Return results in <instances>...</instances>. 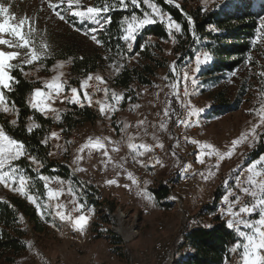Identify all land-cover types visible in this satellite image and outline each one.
I'll return each instance as SVG.
<instances>
[{
	"label": "trees",
	"instance_id": "obj_1",
	"mask_svg": "<svg viewBox=\"0 0 264 264\" xmlns=\"http://www.w3.org/2000/svg\"><path fill=\"white\" fill-rule=\"evenodd\" d=\"M84 1L90 2L91 6L95 7H103L106 3L115 5L106 14L111 18V22L104 23L101 29L88 21L77 23L73 21L76 19H70V23L75 25L74 29L78 28L80 31L59 33L54 37L51 55L43 62L44 68H50L58 60H69L71 61L70 74L85 77L91 72L103 76L105 72L113 71L114 76L107 83L109 88L120 93L124 97L122 100L124 103H127L130 97L132 100L136 99L137 91L151 85L158 70L166 72L169 69V61L161 57L163 43L168 39L167 18L164 23L157 21L138 31L132 51L129 52L126 42L121 37L125 34L123 30L127 28V23L133 14L143 17L146 11L143 0H141L139 9L132 6L130 0H126L127 9L119 7V0ZM154 2L163 14L170 16L173 21L181 25V32L174 34L177 46L172 54L182 55L187 46L192 43L190 49L202 47L205 50L204 56L207 55V62H204L203 57L199 67H196L198 88H200L201 95L209 102L208 109L199 115L204 114V119H207L212 115L223 116L237 111L245 101L248 92L256 89L257 85L262 86L264 81V77L257 75L264 71V41L253 44V40L264 32V29L260 27L261 20L264 19V0H223L220 6L211 11L205 10L203 5L190 6L188 9L183 2L182 5L179 3L180 7L177 8L178 0H172L171 3L168 0H154ZM186 17L192 20L191 24L188 23ZM190 25L195 33L194 40L190 35ZM209 25L213 27L212 32L207 30ZM92 28H96L97 31L92 33ZM84 32H89V36L95 34L102 44L97 45L93 41L94 45H90ZM81 34L83 37H80ZM135 55L140 57L142 63L133 67L128 66V57L133 58ZM249 57H251L250 64L247 63ZM202 63L205 64L202 65ZM12 75L19 83L14 84L13 91H6L5 94L8 97V106L11 108L12 103L15 104V109H12L16 113L15 123L0 112V128L7 135L23 142L28 155L42 162L43 167L39 171L32 169L28 164L27 156L14 162L23 169L27 177L32 179L29 191L38 197L37 202L42 208L46 190L44 181L38 178V173L51 178H69L66 168L48 160L42 141L54 129L68 136L84 124L97 121L99 114L91 106L66 104L60 108L63 112L59 115V121L55 120L52 114L46 118L40 112L31 109L27 102V98L39 85L27 79L18 69H14ZM199 78H201L200 81ZM263 101L264 95L258 104L259 107ZM254 113L255 111L252 114ZM33 123L40 127L34 128L29 134L27 129ZM175 182L176 180L173 179L172 183ZM165 188L158 184L147 189L154 205L162 210L173 207L166 200L168 190ZM218 188L213 194L214 203L222 195L221 187ZM90 204L93 205L94 212L101 204H107L111 209L116 207L115 201L108 197H105L101 203L92 202ZM203 207L205 208L199 214L210 213L213 204ZM95 218L97 221L103 220V224L107 222L106 218L99 213H96ZM97 221L94 222L91 232L94 236L98 235V238L102 233L98 234L95 228L98 225ZM25 224L29 226L34 235L38 236L46 235L48 226L53 225L46 210L43 215L38 214L37 206L30 204L23 197L10 195L0 201V264L14 262L24 250L23 239L27 232ZM108 237L110 247L113 246L112 252L121 253L120 247H114L120 244L119 239L111 235ZM236 242L235 232L222 223L210 229H195L186 236L185 244L174 253L172 264H227L232 257L231 249Z\"/></svg>",
	"mask_w": 264,
	"mask_h": 264
},
{
	"label": "rangeland",
	"instance_id": "obj_2",
	"mask_svg": "<svg viewBox=\"0 0 264 264\" xmlns=\"http://www.w3.org/2000/svg\"><path fill=\"white\" fill-rule=\"evenodd\" d=\"M178 1L179 2L176 4V6L179 5L180 7V4L183 2L185 7L189 9L190 6L200 7L204 5L205 0H194V1L178 0ZM51 2L56 3L57 0H51ZM222 2L223 0H220L218 6H220ZM0 4L10 7V13L13 14L15 17H17V22L20 18H24L25 16H27L29 19L34 21L33 43L35 44L37 48H40L41 45L46 44L48 46L50 55H51L50 51L52 48L54 37H56L59 33L74 32L75 29L74 27H72V24L70 23V19H76L73 21H76L77 23L79 21L77 18H74L71 16H69V23H65L59 20L52 13V11L47 7V0H0ZM80 5L82 8H87L88 6H91L90 2H87L84 0H80ZM65 6H66V0H65ZM146 11L150 12L151 10L146 9ZM157 21H160V19L157 18L156 22ZM166 29L168 33H170L167 28V23H166ZM27 30L28 29L26 26L25 31ZM171 33L175 35L178 34L175 32V30H172ZM80 37H83V35L81 34ZM151 40L154 41V39H151ZM87 42L90 45H94V42L92 39H90L89 35L87 36ZM128 43H131L133 47L134 42H127L126 43L127 46H128ZM195 46H200V45H195ZM0 50L9 51L10 49L0 46ZM20 51L24 52L26 50H20ZM157 55L159 54L157 53ZM68 61L69 60H66V61L58 60L50 68H44L43 66L44 60L41 62H35L32 65H24L22 73L23 75H25L24 73H27V75H25L26 78L39 85L35 90L40 89V90L47 92L48 89L45 88L44 85L48 82H51L52 79L55 76H57L59 73H63V75L61 76V80H62V77L66 74L65 68L68 64ZM168 61L170 64L171 60H168ZM19 62L20 61L17 60V61H13L12 63H19ZM141 63H142V60L140 59L138 55H135L133 58L129 59V61L127 62L128 66L130 67L140 65ZM56 64H61L62 67L59 69H56L55 68ZM203 64L205 63H202V65ZM169 69H170V65H169ZM169 69L166 72L158 70L155 74V77L152 80L151 85H149L148 87L139 89L137 91V98L132 100L130 97L126 101L127 103H124L122 100L113 102L112 101L113 92L117 95H120V93L115 92L114 90H111L108 84L104 82L103 83L104 89L105 88L108 89L107 97H105V94H104L101 97V99L98 101H95L91 105V107H94L97 110V113L100 115V111H99L100 106L107 100L109 103L113 104V106L117 109L115 112H111L113 120L115 121L114 128L116 131V135L119 137L118 143L116 147H114L116 150L113 151V149L106 148L109 153L108 157L103 156V152H102V158L100 160L90 161L88 160V156H87L89 152L88 149H85L82 153L80 152L81 147L77 149L79 153L78 155L83 157L79 165L80 168L83 169V171H87V170H90L96 167H103L109 171H118L120 173L124 172V167L122 168L116 167V165L118 164L123 165V159L126 154H131L135 158L136 162L137 160L143 161L142 164L138 162L137 163L147 169L148 176L146 178L144 189L143 191L138 193V195H136L137 197L136 200L130 199L129 194L133 191V189H131L130 191L131 187H125L119 184H113L112 191L109 194H107L108 196H105V197H108L109 199L112 198L113 201H115L116 206H117L115 208H121L123 211L129 214L130 218L128 220L129 222H126L127 225L130 226L134 222L135 218L139 220V226H140L139 235L136 238H134L132 242L130 241V243H128L125 246L122 243L120 236H117V235L115 236L111 234L109 232L110 230L109 227L107 228L108 226L107 222H109L108 218L104 214H102L100 211L102 205H106L107 207H109L107 204H101L100 207L97 209V211L94 212V213H99L105 216L107 222L106 224H103V220L97 221V218H95V220L98 222V225L95 228L98 231V234L99 232L102 234L98 238H97L98 235L94 236L93 234L90 242L86 241V238H85V233L87 232L86 227L84 228L83 234H81L80 231L74 230L72 223H55L52 221L49 215L53 225L51 224L50 226H48V231H47L48 233L46 235H41V236L34 235L31 232L29 226L27 224L24 225L27 231L26 236L23 239L24 240L23 242L24 250L22 251L20 256H18L14 260V262L5 263V264H18V263L20 264L19 260L24 257H27L28 253L30 254L32 252L36 253L37 261L34 262L32 260L31 261L27 260L25 263H21V264H59L61 261H64L66 264H74L75 261H77L78 259L82 262V264L83 263L86 264L87 261H93L95 264H157L158 263L157 255H156L157 253L155 249H153L154 242L158 239H161V240L164 239L163 241L168 242L170 245H172L173 242L176 243L178 236L181 233L180 230L182 229L180 225L179 212L177 211L174 205L172 208L167 207L163 210L158 209L154 205L152 198L150 199L149 193L147 192L148 191L147 189L153 188L155 187V185L159 184L160 186H163L161 183H163L164 181L171 180L172 182L173 178L174 179L176 178L174 175V169L172 171V164L168 166L164 164V166L156 170L152 169L151 167L147 168L149 152H145L142 155H137L142 150L137 149L135 151H131L128 148V143H130L129 140L121 137V132L125 128L124 126L126 125L127 118L135 115L137 106L140 104L149 106L151 98L152 96L155 95L157 90L169 84L170 82ZM198 73H199V70H198ZM99 76H102V75H99ZM165 77H169V79L166 80ZM101 78L103 79V76ZM200 79L201 78H199V81ZM83 80H86L84 75L81 76V75L69 73L65 88L68 87L71 89V86L73 87L74 85H78ZM197 83H198V79H197ZM263 95H264V81H263L262 86L257 85L256 89L248 92L247 96L244 99L245 101L242 103V105L237 111L223 115V116L212 115L211 117L207 119H204L205 117L204 114L199 115L198 118L196 117L194 126L196 127L201 137V141L199 143L200 144L207 143V144L213 145L215 141L221 140L222 138L230 134L235 135V139H238L242 133L249 132L247 129L248 123L252 115L256 114V113L252 114L254 110L259 109L262 106L260 105L259 107L258 104L260 103V100L263 97ZM30 97L32 98V95ZM198 97L200 99L208 101L207 98L201 95L200 88L198 92ZM31 102L32 100L28 103L31 104ZM65 105L66 104H64L63 106ZM124 105H129L128 107H129V112L131 111L130 113H128V111L121 112L123 111L122 108L124 107ZM60 108L59 107L57 108V113L59 115L63 112V110ZM0 112L5 117H8L11 121L15 120V117H14L15 112L12 110V108H10L9 112H6V113L2 111ZM51 114L53 118L56 115L55 113H50L49 115L51 116ZM99 118L100 116H98L97 121L91 122V124L93 123L92 125L94 126V130H96L97 132L101 131V123H100ZM30 126L31 125H29V127ZM260 131L261 130H257L258 137L255 141H253L251 138V141L242 142L248 146V150L245 152V155H244L248 159V164H251L252 162L256 161L260 156H264V130L262 132ZM194 150L189 151V149H185L182 152V155L186 157L184 158V160L186 159H188L187 161L190 160L189 164H192L191 156L192 157L196 156L197 158L199 154L198 145H196ZM109 158H110V162H108ZM74 165L75 164H73V166ZM173 168H177V167L175 166ZM225 175H226V172L223 169H221L217 174L211 175L212 178L208 180V188L210 192L213 190H216L218 187L221 186V183L223 182L222 180ZM71 186L74 189L73 196H75V199L78 201L79 204L83 205L82 209H85V213L83 214L87 217V213L93 212L94 210L93 205L90 204L92 202H90V200L85 195L80 193L75 187V185L71 184ZM14 187L16 186L13 185L11 188H6L2 184H0V201L10 195L19 196V197H23L27 199L26 197L20 195L18 192L13 191L12 188ZM221 190L220 192L222 195L220 196H224L227 194V192L223 190L222 188ZM211 196L212 197L214 196L213 193ZM46 197L47 196H45V198ZM166 200H167V195H166ZM30 204H33V203H30ZM44 204H45V200H44ZM184 207H186V209H188L193 214L194 223H196V225L198 224V221L204 218L203 215L206 214V212L203 214H199L201 213L200 211L203 210L205 207L197 205L193 201H184ZM143 209H146L147 211H149L150 215L147 217H142L141 213ZM46 211L48 212V210ZM206 217L210 218V214L207 213ZM158 225H162L163 227V231H161V233L160 231H158V228H157ZM197 226H195L192 232L195 229L201 228L199 227V225ZM144 228L145 230L144 232H142L141 229H144ZM109 234L112 237H116L118 239L120 238L119 241L121 245L119 244L114 247H120L121 253L112 252L111 248H113V246L110 247L109 241L107 239L109 238L108 236H110ZM188 234L184 236V242L178 245L179 247L185 244V238ZM235 234L237 236L236 232ZM137 241L138 243L143 245V247H146L145 248L146 251H143V253L139 254L138 256L134 253V250H133V244H135ZM175 245L176 244L171 246L172 251L171 253H169V256L167 257L169 264L173 263L174 253L179 248L177 245L176 246ZM110 257H112V259ZM232 257H237L239 260V253L232 252ZM158 264H162V263H158ZM239 264H240V260H239Z\"/></svg>",
	"mask_w": 264,
	"mask_h": 264
},
{
	"label": "snow or ice",
	"instance_id": "obj_3",
	"mask_svg": "<svg viewBox=\"0 0 264 264\" xmlns=\"http://www.w3.org/2000/svg\"><path fill=\"white\" fill-rule=\"evenodd\" d=\"M169 3L172 0H168ZM132 6L137 9L141 6V0H130ZM143 5L146 6V9H150L151 11H145L143 13V17H138L133 14L130 18V21L127 23V28L124 29V35H122L121 39L127 42H134L136 39V34L138 31L142 30L149 24L155 23L156 19L159 18L162 23L165 22L164 14L158 5L154 2V0H143ZM47 7L52 11V13L61 21L65 23H69V16L77 18L81 23L84 21H88L91 24L99 26L101 29L103 28L104 23H110L111 18L106 14L111 10L115 5H108L107 3L103 7H95L88 6L87 8H82L80 5V0H57L56 3L51 2V0H47ZM119 7L121 9H127L128 3L126 0H119ZM179 7V5H177ZM128 19L127 17L125 18ZM103 21V23H102ZM192 21L189 19V24ZM33 25L34 21L29 19L27 16L24 18H20L17 22V17L10 13V7L4 6L0 4V46L6 47L10 49L9 51L0 50V111L9 112L10 108L8 106V97L6 96V91H13L14 84H18L19 81L12 75V71L14 69H19L23 72L24 65H32L35 62H41L47 59L50 56L48 46L41 45L40 48H37L33 43ZM27 26V31L25 28ZM75 28V25H72ZM261 29H264V19L261 20ZM167 28L171 33L172 30H175L176 33L181 32V25L172 20L170 16L167 17ZM80 31V29H75ZM97 31L96 28H92L91 32L95 33ZM84 35L88 36L89 32H84ZM90 39H92L97 45H101L102 42L99 41L95 34L90 35ZM259 41H264V32L261 33L257 39L253 40V44H257ZM42 49V50H41ZM20 50H26L21 52ZM143 50V49H141ZM128 51H132V44L128 43ZM131 59V57H128ZM19 60V63H12L13 61ZM251 57H249V61L247 63L250 64ZM204 62H207V55L204 56ZM197 68L201 64V59L199 57L196 58ZM61 64H56L55 68H61ZM123 67V65H121ZM170 72L173 76H175L177 83L172 84L173 93L176 95L177 102L180 104H185V101L179 96L178 93V84L181 82L180 74L177 70V66L174 63L170 67ZM27 75V73H24ZM63 73H59L55 76L51 82H48L44 85L45 88L48 89L47 92L37 89L34 90L32 95V102L30 104V108L34 109L37 112H40L46 118L49 112L55 113L54 119L59 121L60 116L57 113L55 108H52L49 103L46 101L53 98V96H60L65 89L66 81L61 80V76ZM257 75L264 77V71L258 73ZM93 79L91 74L88 76L86 80H83L80 83V89L85 90L89 85L88 81ZM165 79H169V77H165ZM184 81L189 79L187 72L184 73L183 77ZM193 79V83L195 82V78ZM97 82L103 83L102 78L97 75L95 77ZM96 91H100L99 88ZM105 97L108 95V89L104 90ZM70 97H65L67 102L70 104H77L83 107V101H88L89 105H91V95L87 91H84L83 99H81L80 93L77 88L72 87L70 89ZM184 96H188L187 88L184 90ZM124 97L121 95H117L113 92L112 101L117 102L123 100ZM190 107V106H189ZM12 109H15L14 102L11 105ZM117 109L113 106V104L109 103L107 100L101 104L100 113L103 115L105 112H115ZM174 110H170L166 108L164 111V116L171 117ZM255 113L259 116L261 124H264V106L259 109L254 110ZM200 112L191 109L188 112L189 116L195 115L197 118ZM31 119V118H30ZM198 122V120H197ZM12 123H15L13 121ZM145 122L140 121V124L143 125ZM179 123L186 124V121H179ZM260 125H253L251 130L246 133H242L238 139L232 141V146L225 152H220L216 148H214L211 144H199L198 147L200 149V154L197 156V162L203 164L204 163V155L211 157L212 155L216 156L217 163L215 165L216 168H219L220 162L226 158H231L236 147L240 145L245 140H248L249 137L255 141L258 137L257 128ZM40 125L33 123L28 129V133L31 134L34 128H38ZM125 128L128 126L125 125ZM161 128H164L165 125L163 122L160 124ZM59 139L57 133H51L50 137H46L42 144L47 145L48 139ZM132 137H129L131 140ZM115 143L111 141L109 138L102 139H89L87 143L81 146L80 152H83L85 149L89 150V155H91L92 151L101 150L103 152V156L108 157L109 153L106 149V143ZM191 143L196 144L195 140L191 141ZM155 147L163 148V145L159 142L155 144ZM128 148L131 151H135L137 149L142 150L137 155H142L145 152H150L152 150V146L148 144H134L128 143ZM116 149L113 148V151ZM207 150V151H205ZM27 156L28 159L36 164L38 167H42V162L38 161L36 157L28 155L26 152V146L23 142L17 141L11 136L7 135L5 131L0 128V184H2L6 188H11L13 185L16 187L12 188L13 191L18 192L20 195L27 198L30 203H33L38 208V214L43 215L44 210H47L52 205L45 203L42 208L41 205L37 202L38 197L34 194H31L29 191L30 188V177H27L24 174L23 169H21L18 165H15V161H19L21 158ZM83 159L82 156L77 155L73 160V164L76 165L74 171H83L80 168V161ZM110 162V158L109 161ZM138 163H143V161L137 160ZM160 161L157 160L156 164H159ZM155 165H148L147 167H154ZM116 167H123L122 164L116 165ZM247 181L244 187H240V182L237 181L236 187L239 188L240 192L244 195L251 197V203L243 202L240 195H236L235 192H228L223 197V202L228 205L226 214L230 217L227 221V226L230 229H235L237 233V242L231 249L233 253H239L240 264H264V156H260L256 161L251 163V165L247 168ZM119 175V173H117ZM203 175V174H202ZM209 175H211V170H209ZM38 178L41 181H44V187L46 190V196L49 201L58 200L60 195L63 194L64 189L60 190H51L48 188V182L53 178L49 176H45L41 173H38ZM127 178L132 181L133 184H136L135 178L129 172L127 174ZM260 178V179H258ZM59 183L63 184L64 181L60 178H56ZM207 179V177H205ZM71 181H68L69 187L68 192L74 195V189L71 186ZM108 184H117L116 180L106 181ZM119 186V185H117ZM125 187H129L125 185ZM234 196V199L230 200L229 198ZM73 211H80L83 208L82 204H79L75 199L72 200ZM237 205H239L237 210ZM56 211V215L59 217L61 221L68 220L72 223L74 230H78L83 234L84 228L88 223V218L80 214L78 217L73 218L70 213L66 214L62 209H64L65 205L57 203L54 205ZM258 214V215H257Z\"/></svg>",
	"mask_w": 264,
	"mask_h": 264
},
{
	"label": "bare ground",
	"instance_id": "obj_4",
	"mask_svg": "<svg viewBox=\"0 0 264 264\" xmlns=\"http://www.w3.org/2000/svg\"><path fill=\"white\" fill-rule=\"evenodd\" d=\"M219 1L220 0H205L204 5H203L204 9L209 10V11L216 9L219 4ZM164 17H167L166 14H164ZM189 19L190 18L187 17L188 23H189ZM207 30L212 32L213 27L209 25L207 26ZM189 31H190L192 40H194L195 33L193 37V29L191 25H190ZM191 45L192 43L188 45V50H191V52H188V56L186 58V68H190V70H194V71L192 73H188L189 79L187 81H184L183 79L184 73L186 72L185 69L183 67H177V70L181 78V82L178 84V93H179V96L185 101V104L182 105L178 103L176 99V95L173 93L174 110L176 111V113H181V115H183V117L186 118V122H187L186 130H184V123H179V121L183 120V117H174L172 121V126H171V117L169 118V117L164 116V111L166 109V106H165L166 93L168 91V86H169L168 84L164 87H161L159 90H157L155 95L152 96L149 106H146L143 104H140L137 106L136 111L134 110L135 115L127 118L126 125L128 127L122 130L121 137L127 140H129V137H132V139L129 141L131 143L136 144V142H138L139 140L138 131H141L144 128V124L141 125L140 121L142 119H147L149 123L148 133H156V131H158V129L160 128L161 122H163L165 125V127L162 128L161 134H160V143L163 145V148H160V153L171 154L172 143H174V149L181 150L182 152L185 149H189V151L194 150L196 145L191 143L189 139H183V137H190L192 141L195 140L196 142L201 141L200 134L198 133L196 127L194 126L195 121H196V116L195 115L189 116L188 112L191 109H195L201 113L203 111H206L209 107L208 101H205L198 97L199 88H198V83H197V78H196V67H197L196 58L199 57L202 60L205 54V50L202 47H192L190 49ZM163 46L164 48L161 53V57L163 59L171 60L169 64L170 67L174 63L175 64L179 63L181 55L173 56L171 52V50L173 51V49L177 46V42H176L174 34L168 33V39L166 40V42L164 41ZM69 70H70V62L68 61V64L65 68L66 74L62 77L63 81L67 82ZM90 74L93 77V79L91 80H95V77L97 76V74L91 73V72L85 76V79H87ZM113 76H114V72L112 71L105 72L102 80L105 83H108L112 80ZM192 78H195L194 83H193ZM175 83H177L176 78H175V82L172 84H175ZM73 87L80 88V84L75 85ZM185 88H187V91H188L187 97L184 96ZM103 90H104V86L101 88V97L104 95ZM172 92H173V89H172ZM88 93L89 95H91V99H96L97 97L96 90H88ZM70 95H71L70 88L66 87L64 89L63 96H70ZM31 100H32L31 97L27 98V102H30ZM94 102L95 101H92L91 105ZM262 103L261 105L264 106V101ZM64 104H67V103H57V108L62 107ZM128 106L129 105H124V107L122 108L123 111L121 112L128 111V113H130L131 111L129 112ZM49 114L50 113H48V116H50ZM99 116H100L99 119L101 123V131L99 132L94 130V126L92 125L93 123L84 124L83 126L73 130L68 136H64L60 130L55 129L54 130L55 133H57L59 136V139H58L59 144L57 148L45 146L46 155H47L48 160L53 161L55 162V164L60 165V166L70 165V163L72 162V156L76 155L77 149L83 145V142H78V139H77L81 137H90L93 139L100 138L102 140H104L105 138H109L111 141H114L116 139V142L118 143L119 137L116 135V131L114 128L115 121L113 120L112 113L105 112V114L103 115L100 113ZM258 119H259V116L257 114L252 115L248 123V127H247L248 131H250V128H252L254 120H258ZM233 138L235 140V135L230 134L222 138L221 140L215 141L212 146L216 148L218 151H224L226 150L225 142H228L230 139H233ZM142 143L148 144L150 146V141L138 142L137 145L142 144ZM247 150H248V146L245 143H241L240 146L236 147L231 158H226V165L221 168L225 170L226 172V175L224 176L222 180L223 184L221 183V188L225 190L227 194L230 191L235 192V182H237L238 180H241V177L247 174L246 170L251 165V164H248V159L244 157L245 152ZM198 152L200 154V149L198 150ZM129 156L130 158H132V163H135L138 165V170L140 172V175L142 176V179L140 180V189L143 190L145 186L146 178L148 176V171L145 167L139 165L131 154H129ZM242 158L243 160L239 162V160H241ZM187 160L188 159L184 160L183 162V172H176L174 174L176 177L175 179H177L176 183L171 182L172 185H170V187H167V183L169 181H164L163 183H161L168 190V193H167L168 202L174 205L177 211L179 212L181 228L183 225V210L185 211V214H186L187 224H190V226H192L191 228H183L180 230L181 233L179 234L178 239L176 241V243H178L176 244L177 246L184 242V236L188 233H191L192 230L195 228V226L199 225V227H201L202 229H210L214 225L222 223V219L218 218V216H215L214 213L216 212V207H222L223 197L225 195L221 196L214 203V199H213L214 196L213 197L211 196L212 193H206L209 191L208 181L207 183H205V181L203 180L191 181L194 176H198L199 166H201L202 164L197 162L196 156L195 157L191 156L192 164H189L190 160L189 161ZM156 161H157V152L151 150L148 155L147 165H155L154 167H151L152 169L156 170V169H160L162 166H164V164H166L167 166L172 164L171 157L162 158L161 160H159L160 163L157 165H156ZM28 164L32 167V169L36 171H39L43 167V166L38 167L36 164H33L29 159H28ZM221 169H218L216 171V174ZM68 174H69V178L67 179L60 178L61 180L64 181V183L61 184V188L64 189L63 195H72V193L68 192V187H69L68 181H71L72 182L71 184L75 185L77 190L83 194V182L81 181L86 180V173L68 172ZM53 179H56V178H53ZM117 184H119V181H117ZM112 187H113V184L111 185L109 184V188L106 187V185H90V188H84V195L90 200V202L101 203L103 198L105 196H108L107 194H109L112 191L110 190L112 189ZM49 189L53 190V187L49 186ZM182 195H183V199H182ZM97 196H99V198H97ZM73 199H74V196H73ZM232 199L234 198H231V200ZM178 201H180V206H179ZM184 201H193L195 204L200 205L202 207L208 204H213V208L211 209V212L209 213L210 218L206 217L207 214L203 215L204 218L198 221V224L196 225V223H194L193 214L188 209H186V207H184ZM244 202H251V197L244 195ZM45 203L52 205V207H49L47 210L53 222L71 223L68 220L61 221L59 217L55 214L56 211H58V209H55L54 205L59 203V199L54 200V201H49L46 197ZM73 207L75 206L73 205ZM236 207L238 210L239 205H237ZM63 211L67 214L66 210H63ZM82 211L85 212V209H82ZM100 211L102 214H104L108 218L109 222H107L108 223L107 228L109 227L110 229V230L108 229L109 232L115 236L116 235L120 236L121 241L125 246L128 243H130V241L132 242V240L139 235V229H140L139 220L135 218L134 222L133 223L131 222L132 224L130 226L127 225L126 222H129L128 220L130 218L129 214L123 211L121 208H115L112 210L110 209V207H107L106 205H102ZM95 215L96 213H94V210L93 212L87 213L88 223L85 226L87 230V232L85 233V238H86V241H89V242L92 239L91 231H92L93 224L95 221ZM149 215H150L149 211H147L146 209L142 210V213H141L142 217H147ZM222 224H224L228 228L227 223H222ZM157 228H158V231H160V233L161 231H163L162 225H158ZM228 229L231 231H234L230 228ZM163 240L158 239L154 242L153 249H155L157 253L156 255H157L158 263H162L163 257L165 255H167L168 257L169 253H171L172 251V247L170 246V244ZM167 246H170V248ZM110 258L112 259V257ZM235 258H236V262H239L237 257H231L227 264H235ZM27 260L28 261L32 260L36 262L37 261L36 253L35 252H32L30 254L28 253V256L20 259L19 262L21 264V263H25ZM87 262L89 264H95L93 261H87ZM59 264H66V263L64 261H61ZM74 264H82V262L78 259L77 261H75Z\"/></svg>",
	"mask_w": 264,
	"mask_h": 264
},
{
	"label": "built area",
	"instance_id": "obj_5",
	"mask_svg": "<svg viewBox=\"0 0 264 264\" xmlns=\"http://www.w3.org/2000/svg\"><path fill=\"white\" fill-rule=\"evenodd\" d=\"M182 15H183V13H182ZM165 18H167V17H165ZM186 20H187V17H186ZM193 37H194V31H193ZM188 52H191V50H188V46H187V48L185 49V51L182 53V55L180 57V62L176 64L177 67H183L185 69V71L187 72V74L192 73L194 71V70H190V68H186V58L188 56ZM174 82H175V76H173L172 73L170 72V82H169L168 91L166 93V100H165V106H166V108H169L170 110H174V98H173V92H172V83H174ZM88 85L89 86L85 90H81L80 88H77L78 92L80 93L81 99H83L84 91L88 92V90H96L97 88H99L100 91H97L96 99H91V100L92 101L100 100L101 99V88L103 87V84L100 82H97L96 80H89ZM65 97H70V96H63V93H62L58 97L53 96L52 99H50L46 102L49 103L52 108H55L57 110V103H68L67 99H65ZM189 103H190V101H189ZM83 104L87 105V106H91V105H89L88 101H83ZM49 113H52V112H49ZM15 116H16V113H14V117ZM42 116H44V115H42ZM174 117H183V115H181V113H176V111L174 110L173 114L171 116V126H172V121H173ZM141 121H144L145 123H144L143 130L138 131L139 132L138 142L150 141V146H152V151L157 152V160H161L164 157H171L172 169H174V174L176 172H183V162H184L185 156L182 155V151L174 149V143H172L171 154L160 153V148L155 147V144L157 142L160 143V134H161L162 128L160 127L158 129V131H156V133H148V126H149L148 120L142 119ZM183 121H186L185 117H183ZM253 125H260L257 128V130H261V131L264 130V124H261L260 119L254 120ZM184 130H186V124H184ZM250 130H251V128H250ZM51 133H53V132L48 133L46 135V137H50ZM77 139H78V142H83V145L85 143H87L89 139H92L93 141L95 140V139L90 138V137H81V138H77ZM183 139H189L190 141H192V139L190 137H183ZM233 140H234V138L230 139L228 142H225L226 143V150L220 151V152L227 151L232 146ZM245 141H251V137H249L248 140H245ZM113 142H115V143L105 142L106 148L107 149H113L114 147H116V143H117L116 139ZM138 142H136V144H138ZM58 144H59V141L57 139L52 138V139H48L46 146L57 148ZM199 144L200 143L197 142L194 145H199ZM238 146H240V145H238ZM205 151H207V150H205ZM78 154L79 153H76V155L72 156V162L70 163V165H64L62 167L66 168L68 172L86 173V180L81 181V182H83V195H84V188H90V185H106V187L109 188V184L106 183V181H110V180L119 181V185H121V186L128 185L129 187H131L130 191H131V189H133V191L129 194L130 199L136 200V198H137L136 195H138V193L143 191L142 189H140V180L142 179V176L140 175V172L138 170V165L135 163H132V158H130L129 154H126L124 156V159H123L124 172H121V173L118 171H109L103 167H96V168H93V169H90L87 171H74L76 166L75 165L73 166L72 163ZM87 156H88V160L97 161V160H100L102 158V151L101 150L92 151L91 155H89V152H88ZM203 159H204V163L201 166H199L198 176H194L191 181L203 180V181H205V183H207V181L212 178L211 175L216 174V171L218 169H221L223 166L226 165V159H224L223 161L220 162L219 168H216L215 165L217 163V159H216L215 155H212L211 157L204 155ZM242 160H243V158L241 160H239V162ZM175 166L177 168H173ZM209 170H211V175H209ZM129 172L135 178V180L137 182L136 184H133L132 181L127 178V174ZM117 173H119V175H117ZM247 176H248V173L245 174L244 176H242L241 180H238L240 182V187L247 186L246 185ZM205 177H207V179H205ZM261 178H264V177H261ZM258 179H260V178H258ZM236 184H237V182H235V194L240 195L242 201L244 202V194H242L240 192L239 188L236 187ZM170 185H172L171 180L167 183V187H170ZM48 186H52L53 190L62 189L61 183H59L57 179L50 180L48 182ZM220 187L218 189H220ZM110 190H112V189H110ZM214 191L215 190H213L211 192L208 191L206 193H214ZM97 198H99V196H97ZM231 198H234V196L230 197L229 199L231 200ZM182 199H183V195H182ZM72 200H73V194L72 195H63L62 194L59 197V203L65 205L64 209H62V210H66L67 214L70 213L73 218H76L80 214H83L85 212H83L82 209L80 211H73L74 207H73ZM178 202H179V206H180V201H178ZM247 203H251V202H247ZM227 207H228V205L226 203L222 202V207H216V212L214 213L215 216H218V218L222 219V223H227V221L230 219V217L226 214ZM191 227L192 226H190V224H187L186 214H185V211L183 210L182 229L183 228H191ZM232 230L235 231L234 228ZM174 244H178V243L173 242L172 245H170V246H173ZM170 246H167V247L170 248ZM86 264H89V263L87 262ZM162 264H169L167 255H165L163 257ZM235 264H239V262H236V258H235Z\"/></svg>",
	"mask_w": 264,
	"mask_h": 264
},
{
	"label": "crops",
	"instance_id": "obj_6",
	"mask_svg": "<svg viewBox=\"0 0 264 264\" xmlns=\"http://www.w3.org/2000/svg\"><path fill=\"white\" fill-rule=\"evenodd\" d=\"M130 142V141H129ZM131 143V142H130ZM81 149V148H80ZM78 153V151H77ZM82 153V152H81ZM253 163V162H252ZM151 199V197H150ZM142 232H144L145 228L144 229H141ZM166 238V237H165ZM167 239V238H166ZM146 247H143V245H141L140 243H138V241L133 244V250H134V253L138 256L139 254L143 253V251H146L145 249Z\"/></svg>",
	"mask_w": 264,
	"mask_h": 264
}]
</instances>
